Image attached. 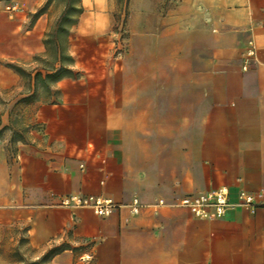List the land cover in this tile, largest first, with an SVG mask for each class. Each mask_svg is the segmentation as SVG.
Returning <instances> with one entry per match:
<instances>
[{
	"label": "crops",
	"instance_id": "crops-1",
	"mask_svg": "<svg viewBox=\"0 0 264 264\" xmlns=\"http://www.w3.org/2000/svg\"><path fill=\"white\" fill-rule=\"evenodd\" d=\"M168 23L160 59L149 51L143 65L117 72L97 56L93 80L63 79L56 99L38 103L37 138L17 143L12 162L0 154V228L24 229L32 249L69 246L48 264H264V207L252 214L239 201L264 188V0H179ZM38 27L23 33L25 17L0 14V61L40 53ZM250 42L254 60H246ZM17 80L3 68L1 87ZM154 81L182 94L171 118L187 113L194 122L191 149L175 167L157 160L160 174L152 171L157 149L143 143L152 132L142 126L153 117L152 100L175 99L154 98ZM219 188L230 205L220 219L179 206ZM68 195L101 196L120 208L101 218L61 206ZM134 198L137 215L128 208Z\"/></svg>",
	"mask_w": 264,
	"mask_h": 264
},
{
	"label": "rangeland",
	"instance_id": "rangeland-1",
	"mask_svg": "<svg viewBox=\"0 0 264 264\" xmlns=\"http://www.w3.org/2000/svg\"><path fill=\"white\" fill-rule=\"evenodd\" d=\"M69 1L0 0V14L3 17L8 20L25 17L26 28L23 33L30 31L34 24L37 21L39 22L36 31L41 35V45L43 47L40 53L27 61H0V78L2 77L3 68H7L8 64L16 65L25 71L23 77L17 75L18 80L12 87L3 88L0 86V129L5 125L7 116L9 119L8 126L10 127L0 134V154L4 153L7 162H12L16 156L17 143L12 144L10 142L13 130L26 129L25 140L29 142L35 140L40 133L41 127L34 119V111L44 97L35 98V101L29 104L17 105L16 101L22 98L30 89L26 74L42 68V63L36 62L35 57L44 62L52 60V55L46 52L43 42L46 36L55 28ZM178 1L71 0L75 8L80 6L83 8V14L80 16H77L76 12L71 13V19L77 18L78 22L70 28L67 40L68 54L74 59L72 70L77 75L76 79L93 80L98 65L97 56L101 55L108 56L110 65H113L111 69L117 72L121 68H128L131 61H135L137 66L143 65L146 55H149L151 51H154L153 54L155 55L157 46L160 43L159 35L162 29L169 25L168 19L170 20V16L176 11ZM14 4H17V10L14 12L8 11L7 8ZM158 59L160 57L155 55L153 60ZM77 60L79 63L76 62ZM86 70L89 71L88 74ZM156 84L154 81V98L167 96L169 99L175 100H152V105L149 106L153 111V117L143 122L142 129L149 133L152 132V136L144 138L145 142L143 143H150L154 149H157L153 153V172L156 171L157 163L155 162L157 160H164L163 157H165L164 161L168 162L165 164L174 165L175 167L180 159L179 156L187 155L192 146V129L194 126L192 116L187 119V113L184 121L171 118L177 106L178 100H176V97L182 94H178V90L171 87L170 82L167 90H161L160 87H156ZM179 101L184 102L187 100ZM187 110L190 114L191 106L188 107L185 104V111ZM10 120H12L13 125L10 124ZM178 131L181 133L179 137L177 135ZM161 146L164 149L163 154L159 152ZM174 155H176L175 158ZM187 162L185 161L183 164L184 168L189 170L190 166ZM159 164L160 161H158ZM156 172L160 174L161 171L157 170ZM51 248L53 246L40 250L32 249L27 244L24 229H18L16 226L0 228V264L38 262Z\"/></svg>",
	"mask_w": 264,
	"mask_h": 264
},
{
	"label": "trees",
	"instance_id": "trees-1",
	"mask_svg": "<svg viewBox=\"0 0 264 264\" xmlns=\"http://www.w3.org/2000/svg\"><path fill=\"white\" fill-rule=\"evenodd\" d=\"M76 12L77 16L83 14V8H75L68 2L65 10L59 17L55 28L46 36L43 44L46 47V52L52 55L50 62L42 61L40 58L35 57V61L42 63V68L35 70L34 72H28L26 77L29 81V91L24 94L22 98L16 101L17 105L29 104L35 101V98L43 96L40 103H49L51 99H56L58 91L55 89V85L63 79H76L77 75L72 70L74 59L68 54V33L71 27L77 24V18L72 20L71 13ZM53 50V51H51ZM50 52V53H49ZM7 67L14 71L18 76L23 77L25 71L16 65L8 64ZM12 124V120H10ZM34 127V126H33ZM9 126H4L0 129V134L9 129ZM26 129L13 130L10 142L12 144L24 143ZM70 250L67 244H61L51 248L40 261L29 264H48L55 256Z\"/></svg>",
	"mask_w": 264,
	"mask_h": 264
},
{
	"label": "built area",
	"instance_id": "built-area-1",
	"mask_svg": "<svg viewBox=\"0 0 264 264\" xmlns=\"http://www.w3.org/2000/svg\"><path fill=\"white\" fill-rule=\"evenodd\" d=\"M8 11L17 10V4L7 8ZM255 59V47L250 42L246 52V60ZM247 63L243 66L245 70ZM240 204L254 214L259 207H264V188L255 193L242 192L239 195ZM162 204L163 202H159ZM61 206L68 208H88L96 216L105 218L120 208V205L111 199L101 196L68 195L61 201ZM179 206L188 209L194 216L201 219H220L229 209L228 191L226 188H219L214 191L199 194L193 197H185L179 202ZM132 215H137L141 203L134 198L128 206Z\"/></svg>",
	"mask_w": 264,
	"mask_h": 264
}]
</instances>
